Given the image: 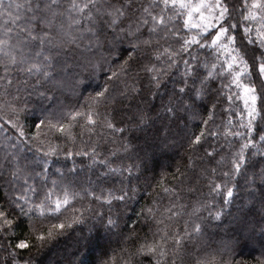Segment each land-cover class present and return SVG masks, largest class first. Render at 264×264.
I'll use <instances>...</instances> for the list:
<instances>
[{
	"label": "snow or ice",
	"instance_id": "6c2138e0",
	"mask_svg": "<svg viewBox=\"0 0 264 264\" xmlns=\"http://www.w3.org/2000/svg\"><path fill=\"white\" fill-rule=\"evenodd\" d=\"M0 121V264H264V0H0Z\"/></svg>",
	"mask_w": 264,
	"mask_h": 264
},
{
	"label": "trees",
	"instance_id": "16d2710c",
	"mask_svg": "<svg viewBox=\"0 0 264 264\" xmlns=\"http://www.w3.org/2000/svg\"><path fill=\"white\" fill-rule=\"evenodd\" d=\"M103 77H99L96 82H102ZM91 91V89H89ZM32 132H35V129H32ZM13 136L14 133L9 130V127L5 126L3 121H0V142L4 141L5 136ZM182 154V148L180 147V142L177 140L176 145L172 148H169L165 153L164 157L158 158L155 163L150 162L149 167H159L160 164L164 163H173L174 161L179 160V155ZM145 201H141L139 205H132L139 211L141 205H143ZM73 207H79L78 204L73 205ZM66 217L71 215V208H69L68 212L64 214ZM133 219H135V215L133 214ZM53 223H57L58 221L53 220ZM47 223V221L45 222ZM17 234L20 232H27V221H24L22 225H18V227L14 230ZM102 248L99 244H94L88 249H78L74 244V234L69 229L63 237L59 239L57 243L50 246L49 248H45L40 256L37 258L40 264H70V262H74V264H97V260L102 255ZM242 255L249 259L250 264L254 259L260 258L259 244L254 243L249 247L243 249Z\"/></svg>",
	"mask_w": 264,
	"mask_h": 264
}]
</instances>
